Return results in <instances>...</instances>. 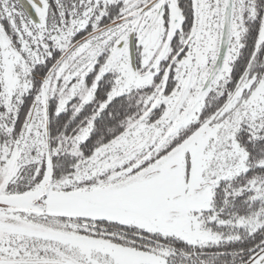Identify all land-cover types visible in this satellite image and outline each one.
<instances>
[{
	"label": "snow or ice",
	"instance_id": "obj_1",
	"mask_svg": "<svg viewBox=\"0 0 264 264\" xmlns=\"http://www.w3.org/2000/svg\"><path fill=\"white\" fill-rule=\"evenodd\" d=\"M0 264H264V0H0Z\"/></svg>",
	"mask_w": 264,
	"mask_h": 264
}]
</instances>
